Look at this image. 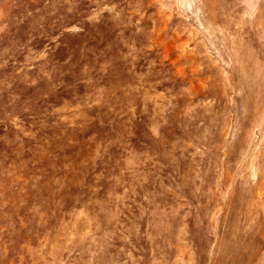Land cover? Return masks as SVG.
Wrapping results in <instances>:
<instances>
[{"label":"rangeland","instance_id":"374dc122","mask_svg":"<svg viewBox=\"0 0 264 264\" xmlns=\"http://www.w3.org/2000/svg\"><path fill=\"white\" fill-rule=\"evenodd\" d=\"M0 264H264V0H0Z\"/></svg>","mask_w":264,"mask_h":264}]
</instances>
